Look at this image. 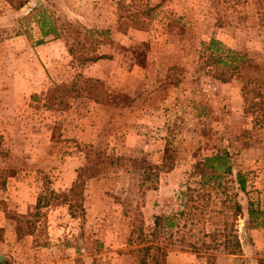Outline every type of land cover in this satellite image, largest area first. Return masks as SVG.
<instances>
[{"label": "rangeland", "instance_id": "374dc122", "mask_svg": "<svg viewBox=\"0 0 264 264\" xmlns=\"http://www.w3.org/2000/svg\"><path fill=\"white\" fill-rule=\"evenodd\" d=\"M43 15L56 34L42 37ZM209 38L264 67V0H0V264H138L139 218L160 264H264L246 215L264 211V126L242 111L244 71L212 76ZM165 146L172 168L142 190ZM221 151L231 173L201 187L195 166ZM78 174L83 211L62 200ZM154 215L177 224L153 236ZM219 230L240 253L189 247Z\"/></svg>", "mask_w": 264, "mask_h": 264}, {"label": "trees", "instance_id": "16d2710c", "mask_svg": "<svg viewBox=\"0 0 264 264\" xmlns=\"http://www.w3.org/2000/svg\"><path fill=\"white\" fill-rule=\"evenodd\" d=\"M14 9H19L28 0H5ZM42 15V14H40ZM46 22L45 17H38L36 23L38 24L39 32L43 36L48 34H56L54 27L51 24L44 25ZM43 43V39H38L36 44ZM203 49L207 50L205 60L210 62L215 66L211 74L214 78L220 80L221 82L228 81L229 78L235 73L245 72L242 76V82L240 86V96L242 98V111L244 114L253 115V125L263 128L264 126V67L251 66L248 62L245 63L244 55L239 54L233 50L222 47L221 43L214 38H209L206 43H203ZM72 53L71 48L67 49ZM218 51V53H215ZM105 57L103 54L94 55H83L80 54L79 59L81 62H94L97 59ZM246 68V69H245ZM245 69V70H244ZM262 148L264 150V138ZM226 151L216 152L210 156L204 157L201 163L197 164L194 169V173L198 174L200 177V186H210V189L219 186V181L217 178L221 174H230L231 165L227 161ZM173 156L171 149L165 146L162 152V159L159 164L153 165L152 167L146 166L142 169L140 174V188L142 190L151 189L157 179L159 171L169 170L172 168ZM237 189L241 192L245 191V180L243 174L239 171L235 173ZM78 178V179H77ZM77 178L73 181V184L68 188L67 193L63 194L62 200L66 203L68 196H74L75 206L83 211L81 204V194L80 190L83 188V181L81 175L78 174ZM218 181V182H217ZM4 180H0V186L3 185ZM187 190H191L189 187ZM187 192V191H186ZM186 194L185 192L181 193ZM41 198L38 196L35 200L36 211L41 205ZM69 210H71V203H67ZM239 203H233V214L236 215L240 212ZM71 212V211H70ZM180 213H182L180 211ZM189 213V212H188ZM73 213H71V216ZM246 215L248 227L257 228L264 227V211L258 207H254L252 203L247 202ZM189 218L191 219L192 214L190 213ZM153 230L151 235L155 236V233L160 226L172 227L177 224L173 216L162 217L160 215L153 216ZM142 221L139 218L138 224L132 227L131 230L137 231L136 237L141 245L137 247V251L141 253L138 258V264H160V247L158 245H153V239H147L142 233ZM203 232V231H202ZM217 236H216V235ZM203 236L212 237L209 243L205 241H200L197 243H190L189 247L192 251L196 253H205L209 248L213 251H220L225 254H238L241 252V245L238 235L234 231L230 230L228 232L212 231L210 233H202ZM216 236V238H215ZM263 264V263H260Z\"/></svg>", "mask_w": 264, "mask_h": 264}, {"label": "water", "instance_id": "95a60500", "mask_svg": "<svg viewBox=\"0 0 264 264\" xmlns=\"http://www.w3.org/2000/svg\"><path fill=\"white\" fill-rule=\"evenodd\" d=\"M4 259V256L0 254V262Z\"/></svg>", "mask_w": 264, "mask_h": 264}]
</instances>
